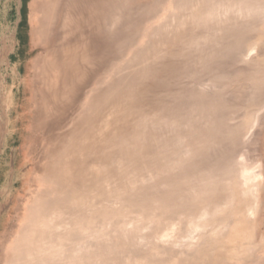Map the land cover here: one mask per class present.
Segmentation results:
<instances>
[{
    "label": "rangeland",
    "instance_id": "374dc122",
    "mask_svg": "<svg viewBox=\"0 0 264 264\" xmlns=\"http://www.w3.org/2000/svg\"><path fill=\"white\" fill-rule=\"evenodd\" d=\"M44 1L41 8L43 0H0V264H7V250L34 191L44 192L48 185L56 189L54 181L43 175L47 157L62 139L78 132L83 117L92 115L96 96L104 103L124 98L158 117L145 130L146 138L128 148L130 158L142 152L145 159H152L153 185L138 187L140 202L127 200L122 216L109 220L102 244L91 236L87 254L91 264H119L123 257L140 255L145 241L157 238L171 220H182L186 227L189 214L201 209L186 199L194 183L217 172L225 176L228 165L242 158L262 171L263 189L252 212L255 240L260 241L264 44L248 55L246 42L254 41L259 30L241 27L244 19L258 25L260 16L239 15L235 9L214 11L202 20L190 14L192 6L204 14L210 0ZM235 1L223 0L219 6L224 9ZM246 2L264 4V0ZM45 7L50 23L43 31L37 22L43 20L45 14L39 10ZM239 25L241 41L236 45L232 35ZM258 53L262 60L255 59ZM57 62L61 78L56 75ZM246 113H257L259 120L242 137L238 127ZM141 211L149 218L144 232L137 217ZM165 247L169 255L182 249L174 243ZM222 264H264V246L244 259Z\"/></svg>",
    "mask_w": 264,
    "mask_h": 264
},
{
    "label": "bare ground",
    "instance_id": "6f19581e",
    "mask_svg": "<svg viewBox=\"0 0 264 264\" xmlns=\"http://www.w3.org/2000/svg\"><path fill=\"white\" fill-rule=\"evenodd\" d=\"M44 2L43 0L40 4L41 8ZM222 2L223 0H210L204 14L198 13L192 6L190 14L197 20L212 17L214 11L219 13L231 9H235L239 15H259L261 23L255 26L244 19L241 23L243 26L234 28L232 35V42L237 45L241 41L240 26L242 29L259 30L254 41L246 42L247 54L250 55L257 46L264 44V4L253 5L246 0H238L239 3L235 1L223 9L219 6ZM215 4L219 8L215 9ZM39 11L40 15L45 14L42 16L43 20L37 22L40 21L38 28L43 30L50 23L47 17L49 12L47 8ZM112 21L110 24H114ZM89 41L91 43V40ZM55 52L56 50L52 51ZM47 53L46 55L50 52ZM255 59L262 60L263 57L258 53ZM75 61L77 60L72 62ZM57 67L56 72L59 73L56 75L60 76L58 62ZM66 68L70 71V67ZM102 94L103 91L99 96ZM98 99L96 96L91 101L92 115L88 114L89 116L81 119L78 132H74L75 135L70 139L61 137L63 141L60 139L61 143L57 149L47 157L48 166L46 165L43 175L54 181L56 189L50 190L48 185L44 192L34 191L33 200H30L31 206H27L20 230L7 250V264H91V260L87 259L92 245L91 236L98 238L102 244L107 236L106 227L109 220L122 216L125 208L122 205L127 200H136L137 204L140 202L138 187L153 185V177L156 174L152 169L155 166L152 159H145L142 152L130 158L128 148L146 138L145 130L149 129L148 126L153 124L158 115H150L148 111L126 102L124 98L118 97L107 103ZM49 103L47 100L48 108ZM53 105L56 104L53 102ZM258 120L257 113H246L238 127L240 135L246 136ZM189 143L192 144L190 141ZM176 144L178 145V142ZM172 145L173 143L169 146ZM147 153L150 155L152 152ZM147 162L152 164L151 167ZM259 167L248 159H236L228 165L225 176L217 172L194 183L186 199L195 206L200 205L201 209L197 213L189 214L188 225L182 226V220H171L164 229L158 231L157 238L145 241L140 255L123 257L119 264H222L227 259H244L253 251L261 249L264 246V236L260 241L255 240V225L252 221L257 194L263 189V182L260 180L262 171H259ZM142 168L144 170H141ZM191 185L188 183L189 187ZM137 217L138 223L143 224L141 231L144 232L149 228V218L147 219L142 211ZM98 222H101L99 228ZM158 241L163 245L160 246ZM167 243H174L182 248L178 255H169L165 247Z\"/></svg>",
    "mask_w": 264,
    "mask_h": 264
}]
</instances>
